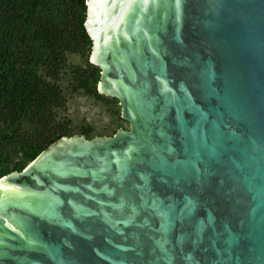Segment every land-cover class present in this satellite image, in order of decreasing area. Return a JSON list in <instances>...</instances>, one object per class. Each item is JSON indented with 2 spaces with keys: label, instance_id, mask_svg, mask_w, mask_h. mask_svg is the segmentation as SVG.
Segmentation results:
<instances>
[{
  "label": "water",
  "instance_id": "95a60500",
  "mask_svg": "<svg viewBox=\"0 0 264 264\" xmlns=\"http://www.w3.org/2000/svg\"><path fill=\"white\" fill-rule=\"evenodd\" d=\"M90 2L126 122L0 177V264H264V0ZM72 121L112 125L81 95Z\"/></svg>",
  "mask_w": 264,
  "mask_h": 264
},
{
  "label": "trees",
  "instance_id": "16d2710c",
  "mask_svg": "<svg viewBox=\"0 0 264 264\" xmlns=\"http://www.w3.org/2000/svg\"><path fill=\"white\" fill-rule=\"evenodd\" d=\"M85 9V0H0V177L63 137H105L124 127L118 100L97 90ZM77 95L103 106L112 125L95 132L72 124L66 107Z\"/></svg>",
  "mask_w": 264,
  "mask_h": 264
},
{
  "label": "snow or ice",
  "instance_id": "6c2138e0",
  "mask_svg": "<svg viewBox=\"0 0 264 264\" xmlns=\"http://www.w3.org/2000/svg\"><path fill=\"white\" fill-rule=\"evenodd\" d=\"M159 135L162 136V137L166 135L165 132L163 131V129L160 130ZM168 151L171 152V151H173V149H171V148L169 147V148H168ZM191 163L194 165L195 162L192 161ZM160 167L166 169L167 165H166V163H164V164H161ZM174 174L176 175V183H179V181H180V179H181V175L178 174V173H174ZM191 203H192V202L189 201V202H188V205H186L185 207L188 208L189 205H191ZM163 207H165L164 200H162V199H160L159 197H157L156 200L153 201V208H154V210H155V209H162ZM168 207H172V206L169 205ZM161 215H165V213L161 212ZM181 219H183V216L181 217ZM161 227L164 228L165 225L162 224ZM194 243H195V242H194Z\"/></svg>",
  "mask_w": 264,
  "mask_h": 264
},
{
  "label": "rangeland",
  "instance_id": "374dc122",
  "mask_svg": "<svg viewBox=\"0 0 264 264\" xmlns=\"http://www.w3.org/2000/svg\"><path fill=\"white\" fill-rule=\"evenodd\" d=\"M70 60L73 62H77L79 60V58H78V56H70ZM77 98H78V95L76 97H74L73 99H71L70 102L68 103L67 107H66V113L69 114V117L71 119H72V116L74 113Z\"/></svg>",
  "mask_w": 264,
  "mask_h": 264
},
{
  "label": "bare ground",
  "instance_id": "6f19581e",
  "mask_svg": "<svg viewBox=\"0 0 264 264\" xmlns=\"http://www.w3.org/2000/svg\"><path fill=\"white\" fill-rule=\"evenodd\" d=\"M89 5H90L89 18H90V21L92 22L93 21V17H92V12H91V2H90V0H89Z\"/></svg>",
  "mask_w": 264,
  "mask_h": 264
}]
</instances>
